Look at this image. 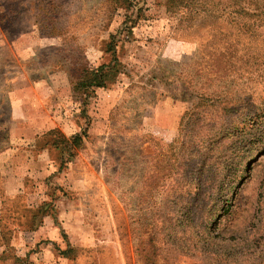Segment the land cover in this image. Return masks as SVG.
Returning <instances> with one entry per match:
<instances>
[{"label":"rangeland","instance_id":"374dc122","mask_svg":"<svg viewBox=\"0 0 264 264\" xmlns=\"http://www.w3.org/2000/svg\"><path fill=\"white\" fill-rule=\"evenodd\" d=\"M167 2L0 0V152L49 119L60 165L84 131L71 162L102 242L75 264H264V0L236 18L227 0ZM216 32L258 60L210 72L197 54ZM101 65L107 86L78 85Z\"/></svg>","mask_w":264,"mask_h":264},{"label":"crops","instance_id":"0c3cea01","mask_svg":"<svg viewBox=\"0 0 264 264\" xmlns=\"http://www.w3.org/2000/svg\"><path fill=\"white\" fill-rule=\"evenodd\" d=\"M97 93L110 108L117 100L111 89ZM50 126L49 119L43 120L40 132L0 152V264H75L77 251L102 242L78 197L84 175L79 159L61 167L51 147L40 143ZM19 200L26 214L11 216V206ZM66 249L68 256L61 254Z\"/></svg>","mask_w":264,"mask_h":264},{"label":"trees","instance_id":"16d2710c","mask_svg":"<svg viewBox=\"0 0 264 264\" xmlns=\"http://www.w3.org/2000/svg\"><path fill=\"white\" fill-rule=\"evenodd\" d=\"M183 4L187 0H179ZM176 2V0H169L167 2V6L169 9H172L171 3ZM227 6L230 7V13L233 15L234 18H236L237 14H242L241 10L245 7H243L241 0H227ZM242 8V9H241ZM245 14H248L247 11H244ZM261 22L263 19H261ZM223 22V21H222ZM257 23L256 21L253 22V25L248 26V30H255V27H260L263 24H258V26H255ZM221 26L219 25V28ZM218 28V29H219ZM212 31H215L214 29H211ZM243 33H246L244 31ZM214 34V41L208 46H204L199 50V54H197V57H201L203 60L206 61L208 65H210V72H214L217 76H232L234 77L236 74L239 73L240 69L237 66L238 62L240 60H243L244 56L248 57V60L255 59L258 60V56L256 53L251 52H245L243 55H239L242 51L237 47L236 44L238 42H233L232 37H227L226 34ZM247 34V33H246ZM236 39L237 36L235 37ZM239 40V39H238ZM219 43H222L221 46H219ZM246 49V48H245ZM198 59V58H197ZM115 65H101L97 69H87V73L84 77L81 78V80L78 82L79 86H84L86 89H90L94 93V89L96 87H105L107 86L110 79H112V73L115 70ZM206 74V72H205ZM229 74V75H228ZM89 91V92H90ZM202 96L205 97V95L202 93ZM86 134H84V131H81L80 133H76L71 138H69L68 145L66 146L64 143L63 147H61V154L67 157V160L62 159L60 165L61 167L67 164L68 160L71 161V159L75 156L76 148L81 146L83 142V137ZM60 143L57 144L56 141H53V145L55 147H58ZM44 145L49 144L46 142ZM65 158V157H63ZM77 251V250H76ZM69 249H66L64 251H61V254L68 256Z\"/></svg>","mask_w":264,"mask_h":264}]
</instances>
